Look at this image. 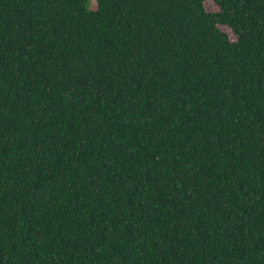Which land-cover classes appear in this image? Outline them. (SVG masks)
Masks as SVG:
<instances>
[{
  "label": "trees",
  "instance_id": "trees-1",
  "mask_svg": "<svg viewBox=\"0 0 264 264\" xmlns=\"http://www.w3.org/2000/svg\"><path fill=\"white\" fill-rule=\"evenodd\" d=\"M205 1L0 0V264H264V0Z\"/></svg>",
  "mask_w": 264,
  "mask_h": 264
},
{
  "label": "rangeland",
  "instance_id": "rangeland-1",
  "mask_svg": "<svg viewBox=\"0 0 264 264\" xmlns=\"http://www.w3.org/2000/svg\"><path fill=\"white\" fill-rule=\"evenodd\" d=\"M94 5H95V3L92 4L91 7H93ZM204 5H205V8H206L207 11L214 12V11H217V10H218V7H217V5L213 2V0H206ZM219 27H220L223 31H225V32L229 35V37H230L231 39H235L234 34L231 32V30H230L227 26L219 25Z\"/></svg>",
  "mask_w": 264,
  "mask_h": 264
}]
</instances>
